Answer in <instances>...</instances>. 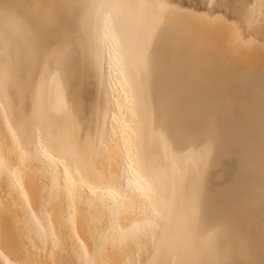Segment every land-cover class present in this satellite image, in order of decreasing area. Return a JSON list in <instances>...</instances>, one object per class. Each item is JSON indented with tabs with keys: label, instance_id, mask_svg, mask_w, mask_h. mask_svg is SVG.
<instances>
[{
	"label": "bare ground",
	"instance_id": "bare-ground-1",
	"mask_svg": "<svg viewBox=\"0 0 264 264\" xmlns=\"http://www.w3.org/2000/svg\"><path fill=\"white\" fill-rule=\"evenodd\" d=\"M0 155V264H264V39L172 0H0Z\"/></svg>",
	"mask_w": 264,
	"mask_h": 264
},
{
	"label": "rangeland",
	"instance_id": "rangeland-1",
	"mask_svg": "<svg viewBox=\"0 0 264 264\" xmlns=\"http://www.w3.org/2000/svg\"><path fill=\"white\" fill-rule=\"evenodd\" d=\"M172 1H176L179 3H182L183 5H187V6H191V7H195L196 9L199 10H208L210 12H215V11H220L223 12L225 15L229 16L230 18H236L239 19L241 21L243 30L246 34H254L259 36L260 38L264 39V0H260L259 2V7L256 9L255 8V3L257 0H172ZM254 17L252 20H250L249 17H247V13L248 11H254ZM260 17H263V20H261ZM255 28V29H254ZM228 73H231L233 71V69L229 70V69H225ZM111 107L109 106L107 108V110H110ZM108 115V112H107ZM108 122V117L106 116L105 119V125ZM18 158V157H16ZM16 158H13V162H18L15 161ZM23 168V166H22ZM41 176V175H40ZM4 182L6 184H4ZM0 193L3 192V188L2 187H8V190L11 192H18V187L14 184V182L11 179V175H10V168L7 165L6 162H4L3 157L0 155ZM2 195H5V191L4 193H2ZM5 196H3L4 198ZM28 209V207H27ZM27 215L30 216V214L27 211ZM32 216V215H31ZM3 220V221H2ZM0 222H6V220L0 218ZM43 222H41L39 225L37 224V231L40 233V235H42V229H44L45 227L42 225ZM11 231V230H10ZM15 231V230H13ZM11 231V232H13ZM0 237H1V232H0ZM1 240V239H0ZM34 241V243L36 244V237L34 235L29 236L28 237V241L30 242ZM27 242V243H29ZM40 243V242H39ZM47 245V250L45 251V253L49 252V248H50V240H48L46 243ZM38 247L40 244H37ZM37 245H32L33 247L31 248L34 252L37 251L35 249V247L38 249L37 252L40 251V247L38 248ZM29 248L31 246V244L28 245ZM35 246V247H34ZM56 248H58L57 245H54ZM0 249L4 250V246L2 244V242L0 241ZM35 249V250H34ZM43 249V247H42ZM41 249V251H43ZM32 251V252H33ZM40 251V253H41ZM20 252H21V256L22 258H27L24 251L22 250V248H20ZM44 252V251H43ZM91 254H88L86 257V260H88L90 258ZM78 258L80 259V254H78ZM29 261V260H27ZM63 261H65V259L63 258ZM0 263H2V259L0 258Z\"/></svg>",
	"mask_w": 264,
	"mask_h": 264
},
{
	"label": "snow or ice",
	"instance_id": "snow-or-ice-1",
	"mask_svg": "<svg viewBox=\"0 0 264 264\" xmlns=\"http://www.w3.org/2000/svg\"><path fill=\"white\" fill-rule=\"evenodd\" d=\"M7 7H8V6H5L3 10H4V11H7ZM151 7L157 8V9H159V10H166V9H169V8H170V5L167 4V3H165V2H161V3L155 4V5H151ZM148 38H149L148 35H146V36L144 37V44H145V46L147 45V40H148Z\"/></svg>",
	"mask_w": 264,
	"mask_h": 264
}]
</instances>
